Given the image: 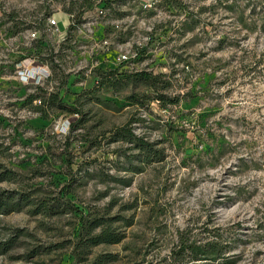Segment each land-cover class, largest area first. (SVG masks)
Here are the masks:
<instances>
[{"label": "rangeland", "instance_id": "1", "mask_svg": "<svg viewBox=\"0 0 264 264\" xmlns=\"http://www.w3.org/2000/svg\"><path fill=\"white\" fill-rule=\"evenodd\" d=\"M0 264H264V0H0Z\"/></svg>", "mask_w": 264, "mask_h": 264}, {"label": "trees", "instance_id": "2", "mask_svg": "<svg viewBox=\"0 0 264 264\" xmlns=\"http://www.w3.org/2000/svg\"><path fill=\"white\" fill-rule=\"evenodd\" d=\"M178 98H172V102H177ZM66 107H69L70 109L78 112V110L76 108L67 106L65 104H63ZM76 126V121H74L72 123L71 128H74ZM76 208V207H75ZM83 217H88V215H83ZM85 220L83 227H87V233L89 234V232L91 230H93L95 227H98L101 225L100 220L98 219H93V220ZM121 239L120 236H118L117 234H115V232H113L112 230L108 229V228H103L102 231L99 234H94V235H90L88 236L87 240L89 242L90 245H97L103 242H118ZM189 238H181L180 242L182 243L183 246H185L186 244L190 247H193V254L195 256L198 255H202L204 258H210V259H216L219 255V253L221 252L222 248L219 244L218 241L214 240V241H209L205 244H198V245H194V241L191 242H186V240Z\"/></svg>", "mask_w": 264, "mask_h": 264}, {"label": "built area", "instance_id": "3", "mask_svg": "<svg viewBox=\"0 0 264 264\" xmlns=\"http://www.w3.org/2000/svg\"><path fill=\"white\" fill-rule=\"evenodd\" d=\"M51 23L55 24V23H56V20H55V19H52V20H51ZM32 36H36V33L33 32V33H32Z\"/></svg>", "mask_w": 264, "mask_h": 264}]
</instances>
